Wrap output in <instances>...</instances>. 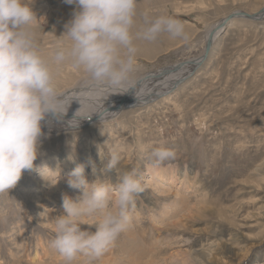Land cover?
Listing matches in <instances>:
<instances>
[{"label":"rangeland","instance_id":"obj_1","mask_svg":"<svg viewBox=\"0 0 264 264\" xmlns=\"http://www.w3.org/2000/svg\"><path fill=\"white\" fill-rule=\"evenodd\" d=\"M27 3L37 15L33 29L40 49L50 58L75 5ZM263 6L264 0H138L134 33L147 26L146 17L167 15L184 24L187 39L167 33L153 42L136 39L131 77L198 58L209 26L235 10L255 13ZM234 22L174 93L63 133L50 132L52 123L44 127L49 136L35 169L0 194V264H63L51 246L54 220L66 215L64 196L81 194L68 183L78 165L89 183L107 180L114 187L135 171L144 189L130 211L132 226L95 264H264V18ZM52 67L58 89L87 81L71 63ZM111 120L119 129L110 131ZM161 147L174 150L175 158L156 163L151 154ZM113 152L120 162L104 171ZM157 181L170 189L164 194ZM81 229L94 233L96 226ZM77 264H87L86 258Z\"/></svg>","mask_w":264,"mask_h":264},{"label":"clouds","instance_id":"obj_2","mask_svg":"<svg viewBox=\"0 0 264 264\" xmlns=\"http://www.w3.org/2000/svg\"><path fill=\"white\" fill-rule=\"evenodd\" d=\"M63 3L75 8L60 36L64 39L49 58L38 44L33 29L37 15L27 0H0V194L14 188L24 171L35 169L43 139L49 136L44 127L52 119L63 121L67 115L70 105L57 87L53 64L71 63L83 70L101 94L110 95L131 83L138 52L136 39L153 42L164 33L187 39L184 24L167 15L151 20L146 17L147 26L134 33L138 0ZM76 112L66 122L73 128L81 119L91 118ZM73 119L77 124L69 123ZM151 155L159 164L174 159L176 153L161 147ZM120 159L119 154L110 153L104 171L117 168ZM92 171H96L94 165ZM71 177L69 186L81 194L75 199L63 197L66 215L54 220L51 246L63 264H77L80 257L86 258L87 264H95L132 226L130 211L144 189L135 171L120 176L115 187L107 180L89 183L83 165H78ZM85 224L95 225L96 231L82 230Z\"/></svg>","mask_w":264,"mask_h":264},{"label":"bare ground","instance_id":"obj_3","mask_svg":"<svg viewBox=\"0 0 264 264\" xmlns=\"http://www.w3.org/2000/svg\"><path fill=\"white\" fill-rule=\"evenodd\" d=\"M262 8H264V6ZM258 11H256L255 13H250V14L255 15L253 16V19L251 20H261L262 18H264L263 15L260 16V14H257ZM233 12L240 13L241 10H235ZM225 18L223 17V19ZM240 18H244V17H240ZM223 19H220L217 23L216 22L213 23L211 26H209L206 29L207 31L204 33V36L202 39L204 43V48H206L207 46L206 41H207L210 29L212 27H216L219 24V22ZM234 20L228 23L227 27H229L230 29H233L235 27ZM219 32L220 30H218V32L216 33V38ZM216 40L217 39H215V41ZM200 58H201V55L198 58H193L194 60H190V61H193L191 65H189L190 62L187 60L188 62L187 61L178 62L176 63V65L162 67L159 71L154 72V73L152 72L143 77L133 76L131 77L130 85H128L125 89L119 91L118 93H114L110 95L101 94L98 87L88 80L87 81L80 80V81L66 82L62 84L61 87H59V91L66 95L65 103L70 105V107L63 121H57L55 119L51 120L52 125L51 127L48 128V130L50 132L55 133V131H59V132L64 131L63 128L65 129L73 128L67 125L66 122L67 120L72 119L74 117V114L78 109L79 110L76 112V115L91 116V118L89 119L80 120V123L78 126L82 127L85 124L92 123L93 125L95 123H98L99 120L101 119H105V118L107 119L113 116L115 117V115L119 114L118 109H119V106H121L122 104L125 105L126 108L130 107V109H134L140 105L148 106V103L154 100H157V98L161 99L163 96L168 95L169 93H172L173 87L175 88L178 82L183 83L186 80H188L190 78L191 71L194 70V68H196L197 63L200 61ZM181 83L180 84L178 83L179 86L178 85L177 86L180 87ZM67 87H70V88H67ZM167 98L168 96H166L164 99H167ZM80 105L82 106L80 107ZM111 121L113 122L107 125L110 127V131L119 129L118 128L119 124L116 123L114 126L113 124L115 121L114 120H111ZM69 123L72 125H75L77 124V121L73 119V120H70ZM63 135H67V134H63ZM157 170H158L157 168H154L152 172H156ZM42 172L49 173V167L43 166ZM159 172L160 174L157 171L158 174L155 173L154 176L160 177L164 181L162 170H160ZM44 174L46 175V173ZM39 178L43 182L45 181V177H39ZM171 179L173 180V177ZM160 181H157L158 182L157 186L160 188L162 187L163 189L161 191H163V193L165 194L167 192L166 189H170L171 186L169 185V183L162 184V182ZM79 193L81 192L79 191ZM263 237H264V233H263ZM247 254L248 252L245 253V255Z\"/></svg>","mask_w":264,"mask_h":264},{"label":"water","instance_id":"obj_4","mask_svg":"<svg viewBox=\"0 0 264 264\" xmlns=\"http://www.w3.org/2000/svg\"><path fill=\"white\" fill-rule=\"evenodd\" d=\"M257 14H260V16L261 15L264 16V8H262L260 11H258ZM253 16H255V15L250 14L248 12L247 13L246 12H240V13L232 12L225 19L221 20L216 27H212L209 31V35H208V38L206 41L207 46L204 50V53L201 55L200 61L197 63L196 68H194V70L191 71L190 77H191L192 73H194L196 71V69H198L200 66H202V64L205 62V60H207V57H208L209 53L211 52V49L213 48V44L215 42V39H217L218 36L221 34V32L224 31V29L227 27L228 23H230L233 19H235L237 17H244L246 19L247 18L253 19ZM218 30H220V32L218 33V36L216 38V33L218 32ZM190 60H194V59L192 58ZM190 60H189V62H190L189 65H191L193 63V61H190ZM178 83L180 84L181 82H178ZM178 83H177V85H178ZM177 85L175 86V88L173 87V90H175L177 88ZM125 108H126L125 105L122 104L121 106H119L118 112H120L121 110H123ZM85 125H88V124H85Z\"/></svg>","mask_w":264,"mask_h":264}]
</instances>
